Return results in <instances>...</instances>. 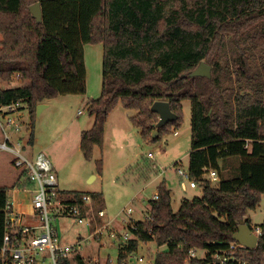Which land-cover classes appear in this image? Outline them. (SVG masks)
<instances>
[{
  "label": "trees",
  "instance_id": "obj_1",
  "mask_svg": "<svg viewBox=\"0 0 264 264\" xmlns=\"http://www.w3.org/2000/svg\"><path fill=\"white\" fill-rule=\"evenodd\" d=\"M36 2L39 22L29 12ZM0 35V82L16 74L21 82L0 88V107L27 110L29 145L38 104L85 94L84 44L102 45L101 91L88 103L93 124L80 138L85 159L102 146L105 122L119 101L136 112L129 120L141 138L156 142L179 128L181 102L189 100L187 170L202 195L182 200L174 212L162 181L145 219L128 225L133 238L117 247V264H128L127 255L150 241L165 247L154 264H188L191 249L206 251L204 260L191 263H206L234 242L240 220L251 227L245 216L264 195V0H0ZM201 62L211 67L210 77L190 76ZM155 101H167L176 119L156 127ZM230 159L238 163L224 178ZM209 170L218 173L217 185L205 177ZM7 192L0 186V246ZM60 192L79 203L86 194ZM257 226V246L235 253L249 264H264V220Z\"/></svg>",
  "mask_w": 264,
  "mask_h": 264
},
{
  "label": "rangeland",
  "instance_id": "obj_2",
  "mask_svg": "<svg viewBox=\"0 0 264 264\" xmlns=\"http://www.w3.org/2000/svg\"><path fill=\"white\" fill-rule=\"evenodd\" d=\"M83 60L86 68L85 94H67L50 99L49 105L35 115L32 145L28 143L30 126L26 109H23L25 111H22L21 115L15 116L14 123L19 127L14 134L15 140L24 146L26 153L36 154L42 151L51 159L57 174L58 188L66 191L77 190L89 196L102 194L101 202L90 204L91 210L87 218L89 222L86 219L78 222L74 218L61 216L57 217L54 223L63 243H72L79 236L84 238L77 250L81 256L87 258L84 264H92L90 259L93 258H97L99 264H104L105 261H108V264H117V245L123 242L125 233L131 236L126 228L128 221L131 219V223L139 222L145 218L148 201L154 194L157 195L156 188L162 181H165L166 187L170 189L171 207L174 212L179 209L182 200L202 195L199 185L196 184L195 188L189 187L188 181L179 176L173 166H179L183 170L188 168L191 150V105L189 100L181 102L183 119L179 128L170 129L156 142H145L141 138L140 130L129 120L136 112L126 110L119 101L105 122L102 146H94L91 158L85 159L79 149L80 130H84L85 122L89 121L90 117L85 109L87 100L97 98L101 91L102 45L84 44ZM20 83V80L13 76L9 83L0 82V88L14 87ZM3 109L5 110H0V120L4 130L8 131L10 128L4 124L3 117L12 111ZM21 110L20 108L15 114ZM79 110L82 114H78ZM12 128L15 129V126ZM3 140V129L0 125V142ZM252 150V144H249L248 151ZM148 153H151L152 157H148ZM14 159L12 153L0 149L1 185L11 183L16 173H19L13 166ZM99 162L100 171L97 169ZM237 163L235 159H230L226 163V169L222 170V176L229 177ZM208 175L205 177L209 178ZM20 178V182L28 184L22 176ZM217 182L218 180L212 181L213 185H217ZM182 186H185L184 189ZM28 187L30 188V185L26 189H29ZM7 188L8 199L11 200L13 187ZM28 194L25 193L26 196ZM128 208L132 209L130 215L126 213ZM100 209L105 214L102 219L96 215ZM248 216L253 224L264 220V195L256 209L250 211ZM107 222H110V225L102 231V235L93 236V230ZM110 232H114L115 237H111ZM164 250L165 247H157L153 241L141 243L137 251L133 255L130 254L128 261L130 264H145V261L139 263L135 259L143 257L145 260H151L149 264H154L156 252ZM197 255L203 256V250L199 249Z\"/></svg>",
  "mask_w": 264,
  "mask_h": 264
},
{
  "label": "built area",
  "instance_id": "obj_3",
  "mask_svg": "<svg viewBox=\"0 0 264 264\" xmlns=\"http://www.w3.org/2000/svg\"><path fill=\"white\" fill-rule=\"evenodd\" d=\"M15 79H19V75H14ZM19 105H8L0 107V110L12 111L9 114L16 112ZM3 117L4 124L14 125L15 130L18 131V125L11 121L10 118ZM3 124V123H2ZM4 140L0 142V149L8 151L15 156L13 166L19 171L23 180L27 181L30 185L29 193L31 194L32 215L34 218L33 223L24 224L21 221V216L17 213L16 209L12 207V202L8 200L6 207H4V234L2 244L0 246V264H67L71 254L79 249L81 240L75 244H66L61 242L59 233L55 227L54 220L57 217H71L78 222L83 219L89 220V212L91 210L90 204H93L92 198L87 194L79 195L77 201L76 197L71 194H63L58 188L57 174L52 164L51 159L42 151L36 154H28L24 150V146L20 142H13L10 135L4 130ZM249 142L246 140L245 148L249 147ZM264 145V140L261 141ZM152 157L151 153L147 154ZM176 173L183 179L188 181L191 188L196 187L194 181L189 178L188 170H183L181 167H176ZM209 180H218L217 172L209 170ZM206 174V175H207ZM205 175V176H206ZM153 199H157L154 195ZM98 218L104 217L102 209L96 212ZM110 225V222L97 226L93 230V236L96 234L102 235V231ZM131 227L135 228L133 224ZM253 233L259 237L261 230L258 226L251 227ZM129 230V229H128ZM131 233V232H130ZM111 237H115L114 232H110ZM132 235L125 233L123 235V242L117 246L126 244ZM242 245L237 242H232L227 250L217 251L211 256V260L203 263H191V259L204 260L206 258V251L203 250V256H198L199 249H191L187 259L188 264H249L244 256H236L238 249H243ZM220 252H223L222 255ZM127 255L131 258L130 254ZM229 253V254H228ZM135 257V256H133ZM137 262L149 264L151 260L144 259L143 257H136ZM66 262V263H65Z\"/></svg>",
  "mask_w": 264,
  "mask_h": 264
},
{
  "label": "crops",
  "instance_id": "obj_4",
  "mask_svg": "<svg viewBox=\"0 0 264 264\" xmlns=\"http://www.w3.org/2000/svg\"><path fill=\"white\" fill-rule=\"evenodd\" d=\"M64 96V95H63ZM86 100V99H85ZM91 100H93V99H89V100H87V102H86V104H85V109H86V111H87V107H88V103L91 101ZM43 104H45V106L43 107V108H45V107H47L48 105H49V100H45L44 102H42ZM42 108V109H43ZM22 111H25V110H21V111H19V113H16L15 114V112L14 113H12V114H9L8 115V117L10 118V120L11 121H15V116H17L18 114H20L21 115V113H22ZM27 111V110H26ZM17 112H18V110H17ZM78 114H82V111L81 110H79L78 111ZM19 115V116H20ZM6 118H7V116H5ZM86 123V127L84 128V130H80V138H81V133L83 132V131H85V130H88V129H90L91 128V126H92V124H93V116H90L89 117V121H86L85 122ZM2 124V121L0 120V125ZM18 125V124H17ZM12 126L13 125H9V126H7V128L9 127L10 129L7 131L6 130V132H8V134L10 135V137H11V140L13 141V142H16L17 140H15V134L14 133H16V130L15 129H13L12 128ZM2 127V126H1ZM19 127V126H18ZM79 145H80V140H79ZM31 154H33V153H31ZM12 175L14 176V174L12 173ZM15 177V178H14ZM13 177V179H12V182L11 183H9V184H7V185H1L0 184V186L2 187H13L12 188V198H11V202H12V207L14 208V209H16V211H17V213H19V215L21 216V221L24 223V224H31V223H33V221H34V218H33V215H32V213H33V211H32V204H31V196H30V194H28V192H29V189H26L27 188V186L29 185V184H27V185H25L26 184V182H23V184L21 183V185L20 186H16L15 184L17 183V181H19L20 182V174L19 173H16V175ZM94 178V177H93ZM184 187L185 186H182V189H184ZM29 188V187H28ZM168 188V187H167ZM195 188V187H194ZM60 189V188H59ZM60 190H62V189H60ZM168 190L170 191V189L168 188ZM66 191V190H65ZM68 191H77V190H68ZM27 192V194H28V196H26L25 195V193ZM100 194V193H99ZM7 195H8V192H7ZM19 195V196H18ZM154 195H156V194H154ZM154 195H153V197H152V199L154 198ZM199 197H201V196H199ZM92 198V200H93V202L94 203H96V202H101L102 200H103V197H102V194L101 195H99V196H96V198H95V196H93V197H91ZM187 200H190V199H187ZM148 208H149V204H148ZM148 208H147V213H148ZM250 211H248L247 212V218L250 220V217L248 216V213H249ZM126 213L127 214H131L132 213V209L131 208H128L127 210H126ZM147 213H146V215H145V217L147 216ZM145 219V218H144ZM143 219V220H144ZM250 222H251V220H250ZM262 223V222H261ZM261 223H258V224H253L252 222H251V227H253V226H257V225H259V224H261ZM129 224H131V219L128 221V223H127V225H126V228H128V225ZM132 235V234H131ZM133 237V236H132ZM61 240V239H60ZM78 240H81V241H83L84 240V238H82L81 236H79V237H77V239L74 241V242H72V243H66V244H75ZM61 242H63L62 240H61ZM65 243V242H64ZM81 244H82V242H81ZM81 244H80V247H81ZM140 244L141 243H139L138 244V247L140 246ZM79 247V248H80ZM138 247H137V249H138ZM78 250V249H77ZM77 250H75L72 254H71V256H70V258H69V260L67 261V264H84V261H85V259H87V258H85V257H83V256H81L80 255V253H78L79 251H77ZM137 251V250H136ZM135 252V251H134ZM77 255H78V257H80V259H81V261H78L77 259ZM90 258H88V260H89ZM91 260V262H92V264H99V261H98V259L97 258H93V259H90ZM106 262L107 261H105V263L104 264H106Z\"/></svg>",
  "mask_w": 264,
  "mask_h": 264
},
{
  "label": "water",
  "instance_id": "obj_5",
  "mask_svg": "<svg viewBox=\"0 0 264 264\" xmlns=\"http://www.w3.org/2000/svg\"><path fill=\"white\" fill-rule=\"evenodd\" d=\"M29 12L36 19L37 22L41 21V8L38 2L32 4L29 7ZM211 67L201 62L191 73L190 76H202L210 77ZM45 104L40 103L36 107V113H39ZM151 111L158 114V122L156 127H161L166 123L176 119V115L170 110L169 103L167 101H155L151 107ZM154 135L157 134L155 131ZM233 241L239 243L247 249H254L257 246L258 237L253 233L252 228L245 224L243 220H240L237 231L232 236Z\"/></svg>",
  "mask_w": 264,
  "mask_h": 264
}]
</instances>
